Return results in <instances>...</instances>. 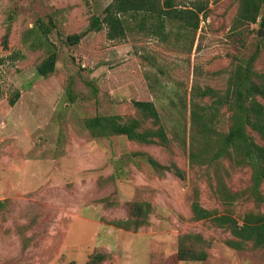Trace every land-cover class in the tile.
Masks as SVG:
<instances>
[{"label": "rangeland", "instance_id": "374dc122", "mask_svg": "<svg viewBox=\"0 0 264 264\" xmlns=\"http://www.w3.org/2000/svg\"><path fill=\"white\" fill-rule=\"evenodd\" d=\"M201 1L207 15L198 32L175 26L163 42L139 29L116 40L106 25L88 31L112 0H0V264H86L96 252L107 254L103 264H264V248L236 250L227 225L194 218L195 201L240 224L250 212L264 215V184L260 199L241 157L212 160L218 138L196 133L191 112L199 89L227 93L236 66L257 51L254 69L264 73V13L253 21L241 17L243 0ZM74 34L85 35L71 45ZM53 51L56 71L40 76L38 66ZM215 98L200 102L215 109L212 126L227 134L231 112ZM134 101L155 104L169 148L87 129L97 115L142 118ZM134 152L176 163L183 175L160 173ZM135 202L151 204L149 225L115 226L130 218ZM185 234L200 236L187 248L206 250V261L179 259Z\"/></svg>", "mask_w": 264, "mask_h": 264}, {"label": "trees", "instance_id": "16d2710c", "mask_svg": "<svg viewBox=\"0 0 264 264\" xmlns=\"http://www.w3.org/2000/svg\"><path fill=\"white\" fill-rule=\"evenodd\" d=\"M180 0H112L105 8L104 17L92 18L88 31H100L107 26L108 38L121 39L127 36L129 31L139 29L149 36L157 37L163 42L170 38L175 26L180 27L185 33H197L202 16L206 17L207 6L201 0L194 1L190 6L182 7ZM264 13V0H243L241 17L257 21L260 11ZM264 26V23L262 22ZM171 27V28H170ZM41 36L48 37L51 29L41 21L39 25ZM35 31V30H33ZM85 34H74L68 37L71 45L78 44ZM8 34L5 35V45ZM6 47V46H5ZM258 51L249 59L241 61L233 71L229 80L227 93L219 94L212 88L199 89L197 99H192V120L196 133L216 140L217 148L212 160H217L226 155L241 157L240 162L247 164L253 171V186L251 193L262 199L260 187L264 184V145H260L249 134L248 129L256 131L264 139V73L254 69ZM58 54L53 51L38 66L40 76L47 77L57 68ZM3 58L0 57V64ZM216 96V102L228 106L231 112L232 124L227 134H220L212 126L216 113L209 111L208 105L200 101L205 97ZM20 98V92L15 93L10 100L11 105ZM135 107L141 112L142 118L120 115H97L86 120L87 129L95 137L125 136L128 140L145 145H160L170 147L171 139L163 123L162 116L152 101H134ZM149 122V123H148ZM146 157L149 165L160 173L171 172L173 169L182 177L183 173L176 163L163 165L152 156L143 152H134L132 156ZM196 153L193 152V157ZM6 206V202L0 200V210ZM192 211L196 220L213 219L220 226L229 227L233 239L228 240L230 247L236 250L245 249L251 244L255 248H264V215L250 212L240 224L230 216H215L213 212L203 208L198 201L192 205ZM152 206L149 202H135L130 204V218L124 221H116L114 225L119 228L137 231L149 225V214ZM194 234L181 236L179 244V259L191 261H206V250L187 248V241ZM107 254L94 253L86 264H103Z\"/></svg>", "mask_w": 264, "mask_h": 264}]
</instances>
